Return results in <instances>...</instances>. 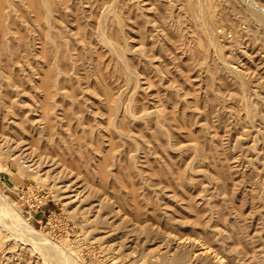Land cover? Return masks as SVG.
I'll list each match as a JSON object with an SVG mask.
<instances>
[{"label": "rangeland", "instance_id": "obj_1", "mask_svg": "<svg viewBox=\"0 0 264 264\" xmlns=\"http://www.w3.org/2000/svg\"><path fill=\"white\" fill-rule=\"evenodd\" d=\"M47 1L0 8V264H264V0Z\"/></svg>", "mask_w": 264, "mask_h": 264}, {"label": "bare ground", "instance_id": "obj_2", "mask_svg": "<svg viewBox=\"0 0 264 264\" xmlns=\"http://www.w3.org/2000/svg\"><path fill=\"white\" fill-rule=\"evenodd\" d=\"M7 1H8V2H7V3H8V6H7V7H9V8H14V6L11 5V0H7ZM34 1H35V0H33V2H34ZM39 1H40V0H39ZM45 1H47V0H41V5L37 2V3L39 4V7H40V6H43V7L45 6L44 8L47 9V6H46L47 3H46ZM48 1H49V0H48ZM48 1H47V2H48ZM168 1H169V0H168ZM237 1H240V0H237ZM241 1H242V0H241ZM5 2H6V0H5ZM31 2H32V0H31ZM63 2L65 3V1H62L61 3H63ZM160 2H161V1H160ZM3 3H4V0H0V8L2 7ZM7 3H6V4H7ZM198 3H199V2H198ZM246 3H247V2H246ZM13 4H15V2H13ZM35 4H36V2H35ZM38 4H36V5H38ZM49 4L51 5L50 2H49ZM112 4H113V3H112ZM156 4H157V3H156ZM178 4H179V3H178ZM241 4H243V2H241ZM244 4H245V3H244ZM250 4H251V5H250ZM253 4H254L253 1H252L251 3L248 2V5H249V7H250V9H249V13H248V10H247V12H245V13H248L249 15H251V16L253 17L254 21L257 22L258 24H260V25L263 27V29H264V17H263V15H262L263 13H262L261 11L255 9L256 7L254 8ZM110 5H111V4H110ZM245 5H246V4H245ZM27 6H28V5H27ZM30 6H31V5H30ZM37 7H38V6H37ZM65 7H66V6H65ZM68 7H69V6H68ZM247 7H248V6H247ZM34 9H35V8H34ZM42 9H43V8H42ZM51 9H52V8H51ZM66 9H67V8H66ZM104 9H105V8H104ZM243 9H244V7H243ZM46 11H47V10H46ZM244 11H245V10H244ZM32 12H33V11H32ZM260 12H261L262 14H261ZM35 13H36V12H35ZM35 13H34V14H35ZM42 13H43V12H42ZM48 13H49V12H48ZM71 13H72V12H71ZM73 13H74V12H73ZM105 13H106V12H105ZM105 13H104V15H105ZM114 14H115V13H114ZM19 15H20V14H19ZM49 15H50V14H48L47 16H49ZM11 16H12V15H11ZM38 16L41 17V12H40V15H38ZM44 16H45V15H44ZM47 16H46L47 19L50 18V17H47ZM251 16H249L248 18H250ZM30 17H33V16H30ZM114 17H115V16H114ZM11 18H12V17H11ZM86 18H87V17H86ZM83 19H84V18H83ZM48 20H49V19H48ZM6 21H7V20H6ZM10 21H11V20H10ZM46 21H47V20H46ZM50 21L52 22L51 18H50ZM115 21H116V20H115ZM23 22H24V21H23ZM91 22H92V21H91ZM116 22H117V21H116ZM255 22H254V23H255ZM6 23H7V22H6ZM35 23H36V21H35ZM49 23H50V22H49ZM74 23H75V22H74ZM95 23H96V21H95ZM97 23H98V22H97ZM97 23H96V24H97ZM102 23H103V22H102ZM36 24H37V23H36ZM51 24H52V23H51ZM77 24H78V23H77ZM115 24H116V23H115ZM47 25H48V23H47ZM49 25H50V24H49ZM98 25H99V24H98ZM98 25H97V26H98ZM251 25H252V24H251ZM50 26H51V25H50ZM7 27H8V26H7ZM25 27H26V26H25ZM51 27H53V25H52ZM117 27H118V26H117ZM258 27H259V26H258ZM8 28H9V27H8ZM47 28H48V27H47ZM112 28H113V27H112ZM137 28H138V27H137ZM40 29H42V28L40 27ZM49 29H50V28H49ZM49 29H47V30L50 31L52 28H51L50 30H49ZM76 29H77V28H76ZM251 29H252V28H251ZM259 29H260V28H259ZM7 30H8V29H7ZM7 30H6V29H2V30L0 31V35L3 36V37H1V39L5 37L6 39H9L8 42H10V38H9V37H10V32H9L10 30H9V31H7ZM47 30L44 29V31H47ZM100 30H101V29H100ZM254 30H256V28H255ZM52 31H53V30H52ZM97 31H98V30H97ZM135 31H136V30H135ZM147 31H148V30H147ZM258 31H259V30H258ZM262 31L264 32V30H262ZM40 32H42V31H40ZM20 33H21V32H20ZM44 33H45V32H44ZM50 33H51V32H50ZM76 33H77V32H76ZM255 33H257V32H254V34H255ZM46 34L49 35L48 32H47ZM46 34H45V35H46ZM51 34H52V33H51ZM51 34H50V35H51ZM58 34H59V32H58ZM263 34H264V33H263ZM50 35H49V36H50ZM158 35H159V34H158ZM17 36H18V35H17ZM36 36H37V35H36ZM78 36H79V35H78ZM95 36H96V35H95ZM102 36H103V35H102ZM13 37H14V36H13ZM13 37H12V38H13ZM130 37H131V36H130ZM139 37H140V36H139ZM163 37H164V36H163ZM5 38L2 39V40H3V41L6 40ZM20 38H21V37H20ZM22 38H23V37H22ZM36 38H37V37H36ZM39 38H40V37H39ZM48 38H49V37H48ZM50 38H52V37L50 36ZM50 38H49V39H50ZM137 38H138V37H137ZM30 39H31V38H30ZM50 40H51V39H50ZM139 40H140V39H139ZM0 41H1V40H0ZM20 41H21V40H20ZM33 41H34V40H33ZM38 41H39V39H38ZM40 41H41V40H40ZM130 41H131V40H130ZM5 42H6V41H5ZM11 42H12V39H11ZM34 42H35V41H34ZM0 43H1V42H0ZM43 43H44V41H43ZM1 44H2V43H1ZM1 44H0V45H1ZM107 45H108V43H107ZM52 46H53V45H52ZM127 46H129V45H127ZM10 47H11V46H10ZM10 47H9V49H10ZM65 47H66V46H65ZM111 47H112V46H111ZM125 47H126V46H125ZM7 48H8V47H7ZM95 48H96V47H95ZM148 48H149V47H148ZM9 49H8V52H9L10 55H11V56L9 55V56H10L9 60H8V59H7L8 61L5 60V59L3 60L2 57L0 56L1 59H2V60L0 59V63L5 62V64L2 63V65L5 66V65L8 64V62L10 61V64L12 63V65H14V66L16 65V67H17V64H18L19 60L15 58V55H16V54H13V51H12L11 49H10V50H9ZM12 49H14V47H12ZM16 49H17V48H16ZM52 49L54 50V48H52ZM52 49H51V50H52ZM2 50L4 51V48H3V49L1 48V51H2ZM60 50H61V49H60ZM91 50H92V49H91ZM93 50H94V48H93ZM3 51H2V52H3ZM54 51H56V50H54ZM85 51H86V50H85ZM89 51H90V50H89ZM94 51H95V50H94ZM41 52H42V51H41ZM47 52H48V51H47ZM48 53H49V52H48ZM56 53H57V51H56ZM56 53H55V54H56ZM97 53H98V52H97ZM113 53H114V52H113ZM113 53H112V54H113ZM1 54H2V53H1ZM18 54H19V53H18ZM49 54H50V53H49ZM52 54H53V53H52ZM3 55H4V54H3ZM5 56H6V55H5ZM54 56H55V55H54ZM75 56H76V55H75ZM78 56H79V55H78ZM95 56H96V55H95ZM42 57H44V56H42ZM56 57H58V56H56ZM69 57H70V56H69ZM5 58H6V57H5ZM44 58H45V57H44ZM53 59H56V60H57V58H55V57H54ZM122 59H123V58H122ZM74 60H75V59H74ZM240 60H241V59H240ZM80 61H81V60H80ZM55 62H57V61H55ZM122 62H123V61H122ZM239 63H240V62H239ZM20 64H21V63H20ZM24 64H25V63H24ZM85 64H86V63H85ZM255 64H256V63H255ZM6 66H7V65H6ZM10 66H11V65H10ZM18 66H19V65H18ZM36 66H38V64H36ZM120 66H121V65H120ZM228 66H229V65H228ZM16 67H15V68H16ZM21 67H23V66L21 65ZM24 67L26 68V65H25ZM40 67H41V66H40ZM55 67H56V66L54 65V69H55ZM147 67H148V66H147ZM158 67H159V66H158ZM5 68L7 69L6 72L8 73V66L5 67ZM5 68H4V70H6ZM9 68H11V67H9ZM56 68H57V67H56ZM115 68H116V67H115ZM123 68H124V67H123ZM236 68H237V67H236ZM249 68H250V67H249ZM22 69H23V68H22ZM32 69H33V68H32ZM77 69H78V68H77ZM88 69H89V68H88ZM4 70L0 68V82H1V79H4V77H2V75H4L3 73L5 72ZM15 70H17V69H15ZM23 70H24V69H23ZM23 70H22V71H23ZM46 70H47V66H46ZM56 70H57L56 72H58L59 68H57ZM133 70H134V69H133ZM165 70H166V69H165ZM3 71H4V72H3ZM25 71H26V70H25ZM34 71H35V70H34ZM36 71H37V70H36ZM245 71H246V70H245ZM10 72H12V69L10 70ZM17 72H18V71H17ZM20 72H21V71H20ZM30 72H31V71H30ZM251 72H252V71H251ZM7 73H6V76H7ZM73 73H74V72H73ZM98 73H99V72H98ZM18 74H19V73H18ZM30 74H31V73H30ZM62 74H63V72H62ZM85 74H86V73H85ZM11 75H13V74H11ZM46 75H47V74H46ZM73 75H74V74H73ZM4 76H5V75H4ZM22 76H23V75H22ZM64 76H65V75H64ZM11 77L13 78L14 76H11ZM44 77H45V76H44ZM5 78H6V79H5V83L7 84V82H9V81L7 80L8 77H5ZM134 78H135V77H134ZM262 78H263V77H262ZM10 79H11V78L9 77V80H10ZM14 79H15V78H14ZM18 79H19V78H18ZM64 79H65V78H64ZM66 79H67V78H66ZM135 79H136V78H135ZM11 80H12V79H11ZM19 80H20V79H19ZM51 80L54 81L53 78H51ZM97 80H98V79H97ZM161 80H162V79H161ZM254 80H255V79H254ZM6 81H7V82H6ZM12 81H13V80H12ZM28 81H30V80H28ZM42 81H43V80H42ZM55 82H56V81H55ZM61 82H63V81H61ZM76 82H77V81H76ZM85 82H86V81H85ZM43 83H44V82H43ZM52 83H53V82H51L50 80H48L47 83H44L46 86H45V88H44L43 90H45V94H46L48 100H50L52 97H54V96H56V95H57V96H60L61 94L63 95V92L60 91V90H61V86H62V84L57 82L58 84L55 83V85H54V84H52ZM9 84H10V82H9ZM60 84H61V85H60ZM239 84H240V83H239ZM7 85H8V84H7ZM11 85H12V84H11ZM14 85H15V84H14ZM19 85H20V83H19ZM90 85H91V83H90ZM43 86H44V85H43ZM136 86H137V85H136ZM252 86H253V85H252ZM7 87H9V89H10V85H8ZM7 87H6V88H7ZM21 87H22V86H21ZM36 87H37V86H36ZM4 88H5V87H2V85H1V83H0V113H1V115H3V117H6V116L11 117L10 114H9L10 112H5V113H4V112H3V109L1 108L2 104L4 103V98H6V96H7L6 93L4 92V91H5ZM7 89H8V88H7ZM7 89H6V90H7ZM14 89H15V88H14ZM241 89H242V88H241ZM241 89H240V90H241ZM248 89H249V88H248ZM22 90H23V89H22ZM169 90H170V89H169ZM238 90H239V89H238ZM9 91H10V90H9ZM109 91H110V90H109ZM134 91H135V90H134ZM241 91H242V90H241ZM6 92H7V91H6ZM168 92H169V91H168ZM10 93H11V92H10ZM12 93H13V92H12ZM35 93H36V92H35ZM102 93H103V92H102ZM244 93H245V91H244ZM262 93H263V92H262ZM31 94H32V93H31ZM45 94H44V95H45ZM66 94H67V93H66ZM132 94H133V93H132ZM132 94H131V95H132ZM97 95H98V94H97ZM109 95H110V94H109ZM18 96H19V95H18ZM30 96H31V95H30ZM74 96H75V95H74ZM95 96H96V94H95ZM23 97H24V96H23ZM71 97H72V96H71ZM105 99H106V98H105ZM105 99H104V100H105ZM175 99H176V98H175ZM206 99H207V98H206ZM206 99H205V100H206ZM98 100H99V99H98ZM5 101H6V100H5ZM102 101H103V100H102ZM126 101H127V100H126ZM15 102H16V101H15ZM41 102H42V101H41ZM47 102H48V101H47ZM57 102H58V101H57ZM76 102H77V101H76ZM7 103H10V102H7ZM19 103H20V102H19ZM54 103H55V102H54ZM74 103H75V102H74ZM114 103H116V102H114ZM127 103H129V102L127 101ZM14 104H16V103H14ZM30 104H31V103H30ZM50 104H51V102H49V103L46 104V109H47V107H48V109L46 110L47 113L50 112ZM58 104H59V103H58ZM60 104H61V103H60ZM108 104H109V102L107 103V105H108ZM154 104H155V103H154ZM3 105H4V104H3ZM5 105H6V103H5ZM5 105H4V106H5ZM48 105H49V106H48ZM124 105H125V104H124ZM127 105H128V104H127ZM8 106H9V105L7 104V107H8ZM102 106H103V105H102ZM114 106H115V105H114ZM118 106H119V105H118ZM106 107H107V106H106ZM116 107H117V105H116ZM120 107H121V106H120ZM120 107H119V108H120ZM13 108H14V107H13ZM38 108H39V107H38ZM41 108H42V107H41ZM113 108H114V107H113ZM119 108H118V109H119ZM237 108H238V106H237ZM244 108H245V107H244ZM262 108H263V107H262ZM7 109H10V107L7 108ZM11 109H12V108H11ZM38 110H39V109H38ZM56 110H58V109H56ZM62 110H63V109H62ZM127 110H128V109H127ZM90 111H91V110H90ZM150 111H151V110H150ZM57 112H58V111H57ZM200 112H201V111H200ZM47 113H46V114H47ZM54 113H55V112H54ZM147 113H148V112H147ZM207 113H208V112H207ZM11 114H12V112H11ZM58 114H59V113H58ZM108 114H109V113H108ZM153 114H154V112H153ZM54 115H56V114H54ZM54 115H53V116H54ZM87 115H88V114H87ZM156 115H157V114H156ZM201 115H202V114H201ZM241 115H242V114H241ZM132 116H133V115H132ZM245 116H246V115H245ZM57 117H58V115H57ZM105 117H106V116H105ZM105 117H104V118H105ZM129 117H130V115H129ZM177 117H178V116H177ZM246 117H247V116H246ZM156 118H157V117H156ZM156 118H155V119H156ZM173 118H174V117H173ZM173 118H172V119H173ZM11 119H12V121H11ZM11 119H6L5 122L7 123V121L9 120V121H8L9 124H12L13 127L16 126L15 123H14V121H13V117H12ZM155 119H154V120H155ZM48 120H49V121H48ZM48 120H46V121L48 122L47 124H49V125H50V124H53V122L56 120V116H54V118L52 117V118H50V119H48ZM240 120H241V119H240ZM26 121H27V120H26ZM56 121H57V120H56ZM150 121H151V120H150ZM171 121H172V120H171ZM40 122H41V121H40ZM211 122H212V121H211ZM8 123H7V124H8ZM42 123H43V122H42ZM45 123H46V122H45ZM80 123H81V122H80ZM87 123H88V122H87ZM157 123H158V122H157ZM7 124H6V125H7ZM64 124H65V123H64ZM81 124H82V123H81ZM90 124H91V123H90ZM107 124H108V123H107ZM107 124H106V125H107ZM220 124H221V123H220ZM12 125H11V126H12ZM35 125H36V124H35ZM9 126H10V125H9ZM28 126H29V125H28ZM42 126H43V125H42ZM47 126H48V125H47ZM47 126L45 125V128H46ZM56 126H57V125H56ZM59 126H60V125H59ZM112 126H113V125H112ZM106 127H107V126H106ZM224 127H225V126H224ZM14 128H15V127H14ZM28 128H29V127H28ZM32 128H33V127H32ZM49 128H52V127L48 126V128H47L48 131H49ZM98 128H99V127H98ZM139 128H140V127H139ZM24 129H26V128H24ZM35 129H38V128H35ZM66 129H67V128H66ZM26 130H27V129H26ZM85 130H86V129H85ZM96 130H97V129H96ZM29 131H30V130H29ZM42 131H43V130H42ZM116 131H117V130H116ZM8 132H9V131H8ZM26 132H27V131H26ZM32 132H33V131H32ZM36 132H37V131H36ZM45 132H47L46 129H45ZM49 132H50V131H49ZM49 132H47V133H49ZM57 132H58V131H57ZM68 132H69V131H68ZM87 132H88V130H87ZM130 132H131V131H130ZM139 132H140V131H139ZM15 133H17V132H15ZM47 133H46V134H47ZM65 133H66V132H65ZM81 133H82V132H81ZM88 133H89V132H88ZM166 133H167V132H166ZM19 134H20V133H19ZM27 134H28V132H27ZM31 134H33V133H31ZM46 134H45V135H46ZM49 134H50V133H49ZM63 134H64V133H63ZM108 134H109V133H108ZM0 135H1V134H0ZM13 135H14V134H13ZM57 135H58V134H57ZM139 135H140V134H139ZM228 135H229V134H228ZM254 135H255V133H254ZM9 136H10V135H9ZM24 136H25V135H24ZM27 136H28V135H27ZM47 136H48V134H47ZM47 136H46V137H47ZM112 136H113V135H112ZM234 136H235V135H234ZM22 137H23V136H22ZM31 137H32V136H31ZM223 137H224V136H223ZM8 138H9V137H8ZM26 138H27V137H26ZM34 138H35V137H34ZM34 138H33V139H34ZM52 138H53V137H52ZM61 138H62V137H61ZM81 138H82V136H81ZM87 138H88V137H87ZM89 138H90V137H89ZM115 138H116V137H115ZM23 139H24V138H23ZM29 139H30V138H29ZM169 139H170V138H169ZM7 140H8V139H7ZM9 140H10V139H9ZM24 140H25V139H24ZM48 140H49V138H48ZM56 140H57V139H56ZM119 140H120V139H119ZM127 140H128V139H127ZM140 140H141V139H140ZM58 141H59V140H58ZM256 141H257V140H256ZM19 142H20V141H19ZM55 142H56V141H55ZM55 142H54V143H55ZM138 142H139V141H138ZM238 142H239V141H238ZM15 143H16V142H15ZM253 144H254V143H253ZM10 146H11V145H10ZM19 147H21V146H19ZM137 148H138V147H137ZM240 148H241V147H240ZM261 148H262V147H261ZM139 149H140V148H139ZM26 150H27V149H26ZM23 151H24V150H23ZM30 151H32V149H31ZM24 152H25V151H24ZM224 152H225V151H224ZM262 152H263V151H262ZM135 156H136V155H135ZM145 156H146V155H145ZM252 157H253V156H252ZM139 159H140V158H139ZM226 159H227V158H226ZM226 159H225V160H226ZM231 159H232V158H231ZM256 161H257V160H256ZM18 165H19V164H18ZM48 166H49V164H48ZM260 169H261V168H260ZM262 169H263V168H262ZM103 170H104V169H103ZM103 170H102V171H103ZM106 174H107V173H106ZM64 187H65V186H64ZM262 203H263V202H262ZM6 208H7V207H6ZM6 208H5V209H6ZM258 212H259V211H258ZM261 213H262V212H261ZM14 215H16V214H14ZM14 215H13V216H14ZM13 216H12V218H13ZM256 216H257V215H256ZM18 217H19L18 215H17V218H16V216H15V220H16V223H17V224L15 223L16 226L18 225V227H20V229L24 230V232L26 231L27 234H35V233H34V232H35L34 229H33L32 227H30V226H29L24 220H22V219H20V217H19V218H18ZM10 219H11V218H10ZM95 220H96V219H95ZM11 221H13V220H11ZM94 222H95V221H94ZM100 222H101V221H100ZM13 223H14V222H13ZM5 224H7V223L5 222ZM91 224H93V223H91ZM97 224H98V225H97ZM104 224H105V223H104ZM104 224L99 223V222L97 221L95 227H96V228H103V225H104ZM3 225H4V224H3ZM94 225H95V224H93L92 226L94 227ZM105 225H106V224H105ZM8 226H9V225H8ZM13 226H14V225H13ZM89 226H90V225H89ZM93 227H92V228H93ZM9 228H10V227H9ZM90 228H91V227H90ZM16 229H18V228H16ZM20 229H19V230H20ZM95 230H96V229H95ZM144 230H145V229H144ZM141 231H142V230H141ZM145 231H146V230H145ZM19 232H20V231H19ZM26 232H25V233H26ZM15 235H16V234H15ZM20 236H21V235H20ZM21 237H22V236H21ZM6 239H7V238H6ZM3 242H4V241H3ZM5 242H6V241H5ZM7 242H8V241H7ZM40 242H41V241H40ZM40 242H39V243H40ZM41 243H42V242H41ZM41 243H40V244H41ZM45 243H46V242H45ZM1 245H2V244H1ZM43 245H45V247L47 246V245L44 244V243H43ZM5 246H6V245H5ZM39 246H41V245H39ZM49 246H51V244H50ZM52 246H53V245H52ZM12 247H14V246H12ZM46 248H47V247H46ZM2 249H3V248H2ZM5 249H6V248H5ZM60 250H61V249H60ZM8 251H9V250H8ZM13 251H15V250H13ZM58 251H59V250H58ZM11 252H12V251H11ZM49 252H50V251H49ZM207 252H208V250H207ZM8 253H10V252H8ZM53 254H54V252H53ZM56 254H57V253H56ZM56 254H55V255H56ZM61 254H63L62 251H61ZM178 254H179V253H178ZM48 255H49V253H48ZM57 255H58V254H57ZM186 255H188V254H186ZM49 256H51V255H49ZM58 256H59V255H58ZM61 256H62V255H61ZM63 256H64V255H63ZM66 257H67V256H66ZM51 258H53V256H51ZM185 258H186V257L183 256V255H178V258H177V259L175 258L178 262H177V261H175V262L180 263V264H181V263L183 264V263H185L184 261H186ZM46 259H47V258H46ZM55 259H56V258H55ZM59 259H60V258H59ZM61 259H62V258H61ZM9 260H10V259H9Z\"/></svg>", "mask_w": 264, "mask_h": 264}]
</instances>
